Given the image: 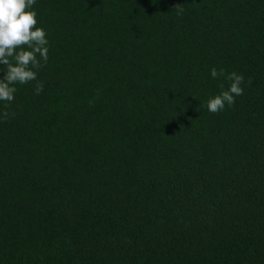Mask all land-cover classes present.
Returning <instances> with one entry per match:
<instances>
[{
  "label": "trees",
  "instance_id": "1",
  "mask_svg": "<svg viewBox=\"0 0 264 264\" xmlns=\"http://www.w3.org/2000/svg\"><path fill=\"white\" fill-rule=\"evenodd\" d=\"M32 10L48 60L0 101V264H264V0ZM212 68L245 81L217 113Z\"/></svg>",
  "mask_w": 264,
  "mask_h": 264
},
{
  "label": "clouds",
  "instance_id": "2",
  "mask_svg": "<svg viewBox=\"0 0 264 264\" xmlns=\"http://www.w3.org/2000/svg\"><path fill=\"white\" fill-rule=\"evenodd\" d=\"M35 3L36 0H0V65L4 66V75L0 78V101L12 102L17 91L15 85L36 81L37 72L47 63L49 41L45 30L37 26V13L32 10ZM174 9L177 15L184 12L179 3ZM210 75L213 79L224 77L230 83L226 89L221 84L219 94L209 98L204 107L211 113L223 110L226 105L232 107L235 97L243 95V75L234 71L225 73L224 69L218 71L216 68L210 70ZM43 87L38 81L34 95H39ZM8 117L9 113L3 111L0 122Z\"/></svg>",
  "mask_w": 264,
  "mask_h": 264
}]
</instances>
